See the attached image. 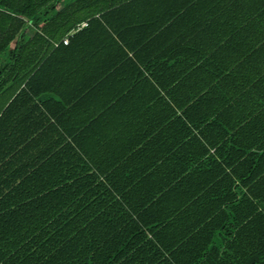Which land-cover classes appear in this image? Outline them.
I'll return each instance as SVG.
<instances>
[{"label": "crops", "instance_id": "1", "mask_svg": "<svg viewBox=\"0 0 264 264\" xmlns=\"http://www.w3.org/2000/svg\"><path fill=\"white\" fill-rule=\"evenodd\" d=\"M36 32L0 56V116L34 130L8 168L27 190L66 186L93 237L127 255L143 239L163 264L202 253L189 241L220 209L264 213V0H196L160 36L105 42L77 71L16 69Z\"/></svg>", "mask_w": 264, "mask_h": 264}, {"label": "trees", "instance_id": "2", "mask_svg": "<svg viewBox=\"0 0 264 264\" xmlns=\"http://www.w3.org/2000/svg\"><path fill=\"white\" fill-rule=\"evenodd\" d=\"M63 1L0 0V56L13 40H24L31 23L37 32L24 46L16 45L13 50L18 58L16 69L24 63L25 71L33 72L41 59L43 70L49 64L57 71L82 70L83 62L97 57L101 44L112 46L118 39L128 42L140 33L144 41L156 38L182 21V8L196 0H74L64 5ZM59 7L63 9L50 14ZM84 21L88 25L79 28ZM72 31L69 44H64L63 38ZM54 41H59L57 47ZM20 60L23 61L19 63ZM2 71L0 68L1 74ZM5 118L3 113L0 264H163L159 261L161 256L148 254L143 239L131 240L129 250L134 253L127 255L124 249H113L126 244L122 239L93 237L92 233L99 232V225L88 223L87 215L83 220L82 207L72 205L74 195L69 197L66 186L60 184L52 192L27 190L24 174L16 170L11 175L8 168L11 157L25 150L34 130L8 126ZM51 196L58 202L54 214L46 207ZM220 210L200 231L201 235L189 241L188 245L204 250L182 256L186 264H264V213L257 209L242 217ZM244 219L249 221L242 223ZM108 246L109 254H101L100 248ZM171 259L164 264L180 262L176 254Z\"/></svg>", "mask_w": 264, "mask_h": 264}, {"label": "built area", "instance_id": "3", "mask_svg": "<svg viewBox=\"0 0 264 264\" xmlns=\"http://www.w3.org/2000/svg\"><path fill=\"white\" fill-rule=\"evenodd\" d=\"M87 25H88L87 22H83V23H82V26H87ZM63 42L66 43V44L69 43V35L66 36V37L63 39Z\"/></svg>", "mask_w": 264, "mask_h": 264}, {"label": "rangeland", "instance_id": "4", "mask_svg": "<svg viewBox=\"0 0 264 264\" xmlns=\"http://www.w3.org/2000/svg\"><path fill=\"white\" fill-rule=\"evenodd\" d=\"M67 2H72V0H65V1H63V5L64 4H67Z\"/></svg>", "mask_w": 264, "mask_h": 264}]
</instances>
